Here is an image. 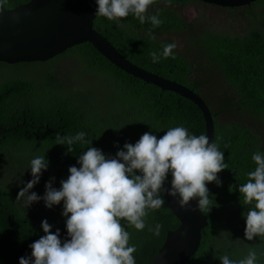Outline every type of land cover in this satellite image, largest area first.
I'll use <instances>...</instances> for the list:
<instances>
[{"label":"trees","instance_id":"trees-1","mask_svg":"<svg viewBox=\"0 0 264 264\" xmlns=\"http://www.w3.org/2000/svg\"><path fill=\"white\" fill-rule=\"evenodd\" d=\"M29 1L8 0L6 8L14 9ZM194 3L208 5L198 0H155L146 16L158 14L162 21L159 27H154L150 21L141 24L129 14L121 21L122 27L98 16L95 28L131 63L192 89L211 109L215 142L230 167L222 170V176L217 174L221 181L219 186L215 182L207 183L209 198L215 203L208 213L203 212L209 224L203 230L198 253L186 264H222L219 256L225 254L230 259L240 260L253 248L261 254L258 264H264V237L256 236L253 240L245 237L246 215L243 214L251 206L242 203L239 192L241 184L248 180L247 174L255 170L252 154L264 153V7L255 13L248 6L246 13L251 14L254 27L244 37L209 31L200 37L183 15ZM260 4L264 5V0ZM213 7L234 11L245 8ZM173 35H188L198 44L203 42L208 60L195 63L184 57ZM167 43L177 45L175 58H161L159 63H152L149 54L162 52V45ZM65 62H74L90 76L89 81L101 88L99 85V90L69 88ZM207 66L212 69L207 79L196 75V69ZM39 69H48L42 79L30 77L40 72ZM211 84L216 86L214 92L222 90L218 100L202 92L204 86ZM177 126L187 128L191 135H207L205 116L197 104L125 74L92 43L75 46L48 63L0 64V264H19L20 257H30L29 245L45 235L41 227L45 219L52 225L53 233L60 230L62 243L70 239L67 217L62 215L63 201L51 210L42 206L40 210L26 208L17 201L13 189L3 184L5 175H10L23 188L32 179L30 161L45 154L48 168L39 183L29 190L43 194L45 183L52 177L55 178L53 187H61L60 181L70 175L69 167L80 166L77 160L89 146L102 150L106 158H112L125 143L135 144L145 132L159 139L169 128ZM80 131L86 133L90 145L76 143L69 152L68 145L55 143L57 133L72 136ZM16 158L25 159L22 162L29 165L13 166ZM171 179L169 173L165 188ZM164 193H161L163 206L149 211L143 231L121 221L130 233L129 246L137 247L133 253L136 264L153 262L164 248L170 231L181 225ZM157 223L162 225L159 236L148 231V226L154 227ZM233 234L236 235L234 242L225 243Z\"/></svg>","mask_w":264,"mask_h":264},{"label":"clouds","instance_id":"clouds-1","mask_svg":"<svg viewBox=\"0 0 264 264\" xmlns=\"http://www.w3.org/2000/svg\"><path fill=\"white\" fill-rule=\"evenodd\" d=\"M8 0H0V8H6ZM96 16L105 17L122 27L121 21L133 14L141 24L150 21L159 27L162 21L158 14L146 16L149 6L155 0H96ZM151 39L155 37L150 36ZM175 43L162 45V52L152 51V63L161 58H175ZM55 143L90 145L86 133L77 132L72 136L58 133ZM223 152L216 142L201 134L191 135L187 128H169L157 138L145 132L135 143H125L115 157L106 158L102 150L88 147L79 156V167L70 166V175L61 180V187H53L54 177L45 183V194L38 196L30 192L39 183L43 171L49 165L45 154L30 161L32 179L19 191L17 201L23 200L25 207L43 199L45 206L52 208L64 202L62 215L67 217L66 229L70 239L63 243L60 230L51 231L52 225L45 219L41 227L45 233L29 247L31 256L19 258V264H136L133 253L135 245L129 246L130 233L121 221L143 231L149 211L159 210L164 199L161 193L181 197L179 205L187 208L190 201L199 197L197 207L203 213L210 211L215 203L209 198L207 183L221 184L218 173L229 168L224 162ZM256 167L250 171L246 183L241 184L244 205L251 206L246 215L245 237H264V153L252 154ZM137 171L139 174H137ZM171 173V187L165 188V181ZM70 214V215H69ZM162 225L148 226V231L159 236ZM256 249H249L246 257L230 259L219 256L222 264H258Z\"/></svg>","mask_w":264,"mask_h":264},{"label":"water","instance_id":"water-1","mask_svg":"<svg viewBox=\"0 0 264 264\" xmlns=\"http://www.w3.org/2000/svg\"><path fill=\"white\" fill-rule=\"evenodd\" d=\"M198 1L212 6L242 8L261 0ZM97 8L96 0H31L14 9L0 8V64L48 63L75 46L92 43L102 56L125 74L197 104L205 116L206 136L210 143L215 142V122L205 100L192 89L147 72L124 58L117 47L95 28ZM219 174L222 176V171ZM170 187L171 180L166 185V188ZM164 196L181 225L170 231L164 248L149 264H186L201 247L208 217L197 207L199 197L190 201L187 208H182L179 194L173 197L165 191Z\"/></svg>","mask_w":264,"mask_h":264},{"label":"rangeland","instance_id":"rangeland-1","mask_svg":"<svg viewBox=\"0 0 264 264\" xmlns=\"http://www.w3.org/2000/svg\"><path fill=\"white\" fill-rule=\"evenodd\" d=\"M263 0L259 1L262 3ZM260 3H254L252 6L255 13H259L260 10L264 7V5ZM242 8L241 10H230V9H223V8H217L213 7L211 5H204L201 3H194L193 5H190L187 10L185 9L184 17L193 24L192 31L194 33H197L198 36H203L202 33L209 31L213 33H217L219 35L223 36H231V37H244L247 34V31L250 30L252 27H254L252 21H251V14L246 13L247 8ZM245 10V11H244ZM238 11V12H236ZM235 13V14H231ZM205 30V31H203ZM203 31V32H202ZM173 39L176 40L179 50L182 51V54L186 58H190V61L197 62L203 61L206 62L208 60V55L206 54V51L203 47V42L198 44L194 39V37L186 35V37L183 35H173ZM195 62V63H196ZM66 67L68 68L66 77L69 88H84V87H92L94 89H98L97 86L99 84H96L93 81H89L90 76L82 72L80 68H78L74 62H65L64 63ZM213 67V66H212ZM40 72L32 74L30 77L34 79H42V76L46 75V72L48 69H39ZM212 74V69L207 66L206 69H196V75L202 78H206V76H209ZM3 75V74H1ZM4 76V75H3ZM207 79V78H206ZM101 86L99 85V89ZM216 88L215 84L206 85L202 88V92L205 93L207 97H211L213 99L219 98L220 94L222 93V90L218 92L216 90L214 92V89ZM98 89V90H99ZM211 91V93H210ZM25 159L22 158H16L13 160L12 165H23L27 166L29 165L27 162H22ZM20 162V163H19ZM3 184L5 186H9L13 189V191L18 195L19 191L22 189L12 178L10 175H5L3 178ZM43 194H37L38 196L43 197ZM21 204L24 205L25 203L23 200H20ZM46 210H51V208H48L45 206V203L43 199H41L38 202L32 203L29 207L33 208L34 210H40L42 207ZM238 231H237V234ZM236 235L233 234L232 236L228 237V240H225V243L228 242H234V239L236 238ZM224 243V241H223ZM226 245V244H224ZM246 248V247H244Z\"/></svg>","mask_w":264,"mask_h":264},{"label":"crops","instance_id":"crops-1","mask_svg":"<svg viewBox=\"0 0 264 264\" xmlns=\"http://www.w3.org/2000/svg\"><path fill=\"white\" fill-rule=\"evenodd\" d=\"M239 230H241V231H242L243 229H239ZM230 236H231V235H230ZM228 237H229V236H228Z\"/></svg>","mask_w":264,"mask_h":264},{"label":"flooded vegetation","instance_id":"flooded-vegetation-1","mask_svg":"<svg viewBox=\"0 0 264 264\" xmlns=\"http://www.w3.org/2000/svg\"><path fill=\"white\" fill-rule=\"evenodd\" d=\"M187 10V9H186Z\"/></svg>","mask_w":264,"mask_h":264}]
</instances>
